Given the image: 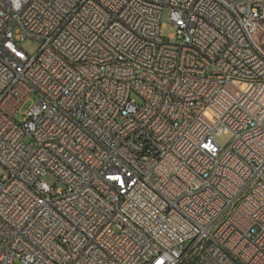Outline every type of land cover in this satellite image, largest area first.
<instances>
[{"label": "built area", "instance_id": "1", "mask_svg": "<svg viewBox=\"0 0 264 264\" xmlns=\"http://www.w3.org/2000/svg\"><path fill=\"white\" fill-rule=\"evenodd\" d=\"M258 17L264 0H0V264H264Z\"/></svg>", "mask_w": 264, "mask_h": 264}, {"label": "rangeland", "instance_id": "2", "mask_svg": "<svg viewBox=\"0 0 264 264\" xmlns=\"http://www.w3.org/2000/svg\"><path fill=\"white\" fill-rule=\"evenodd\" d=\"M162 25L163 28H161V36L164 39H169L173 34L176 33V28L172 23L170 22L168 18V11L166 10L162 17ZM261 32L257 35V38L259 41L263 42L262 49L264 51V23L261 24ZM40 48V44L38 41L35 40H27L24 43L21 44V49L29 56H35ZM134 99H137L134 97ZM137 101L140 103V101L137 99ZM38 102V96L32 95L29 97V100L23 105V107L20 109V111L15 115V120L18 123H23L24 115L28 112V110ZM230 140V135L227 134H221L220 136L215 137V142L219 146H226ZM25 143L30 142V137L26 136L24 138ZM7 175L6 170L0 166V176ZM43 180L51 187H56L57 189L62 187V183L52 174H47L44 176ZM15 264H22L19 260L15 262Z\"/></svg>", "mask_w": 264, "mask_h": 264}, {"label": "bare ground", "instance_id": "3", "mask_svg": "<svg viewBox=\"0 0 264 264\" xmlns=\"http://www.w3.org/2000/svg\"><path fill=\"white\" fill-rule=\"evenodd\" d=\"M264 23V17H258L255 19V27L261 29V24Z\"/></svg>", "mask_w": 264, "mask_h": 264}, {"label": "snow or ice", "instance_id": "4", "mask_svg": "<svg viewBox=\"0 0 264 264\" xmlns=\"http://www.w3.org/2000/svg\"><path fill=\"white\" fill-rule=\"evenodd\" d=\"M161 264H163V262H161Z\"/></svg>", "mask_w": 264, "mask_h": 264}]
</instances>
